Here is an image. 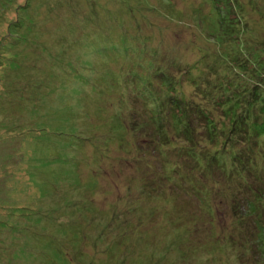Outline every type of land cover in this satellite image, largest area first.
Here are the masks:
<instances>
[{"label":"rangeland","instance_id":"374dc122","mask_svg":"<svg viewBox=\"0 0 264 264\" xmlns=\"http://www.w3.org/2000/svg\"><path fill=\"white\" fill-rule=\"evenodd\" d=\"M203 1L15 0L14 9L0 5V264H264V246L260 249L264 232L257 233L253 227L256 215L264 212V198L260 202L256 198L257 189L264 192V182L258 178L262 170L258 166L255 174L238 175V144H226L223 139L208 147L230 174L226 178L218 171L212 173L211 181L196 185L201 192L187 191L193 192L189 199L179 189L159 192L160 199L145 201L147 209L145 215L140 214V223H135L133 214L124 213L127 218L121 217L115 224L114 215H110L111 204H118L121 197L119 191L141 187L137 168L130 167L134 157L141 155L155 171L169 174L172 181L178 179L179 185L182 182V169L173 174L177 165L173 159L166 166L160 161L166 147L160 136L150 141L154 154L144 148V136L132 135L128 127L116 132L118 137L128 138L123 150L120 139L109 131L110 141L106 131L99 137L95 134L99 130L93 126L94 119L103 117L100 110L117 113L120 118L124 108H129L132 94L125 87V75L140 67L146 71L148 54L142 49L164 50L167 60L176 58L183 66L201 57L192 52L198 45L204 50L218 48L216 53L211 50L213 57L227 49L230 54L222 60V75L235 78L248 73L245 68L249 66L254 69L255 55H264V0H228L241 18L240 26L238 19L232 20L229 29L238 33V38L234 35L218 41L215 36L220 37L222 31L215 34V28L206 23ZM25 2V7L29 4L27 12L18 9ZM208 2L214 5L213 0ZM13 16L30 27L24 32L29 39L47 45V53H42L39 61L26 54L29 49L6 46L3 36ZM120 35L133 49L123 53L118 46L124 56L110 46L103 49L108 43H102L100 36L116 40ZM19 57L20 63L12 69L10 63ZM227 64L230 66L225 69ZM235 65H239L238 70ZM220 68H216L218 73ZM197 69L196 76L209 75L201 71L207 70L201 64ZM107 72L110 75L102 81L96 79ZM116 73L117 86L112 88L109 84L114 83ZM241 79H247V91L256 87L255 95L264 96V76ZM182 89L190 88L183 85ZM212 110L213 117L221 118L219 108ZM148 113L152 115V110ZM105 123L101 125L105 127ZM173 145L178 146L177 139ZM101 151L110 156L103 157ZM180 167L188 172V167ZM234 192L239 198L233 197ZM86 198L98 209L85 212L87 222L99 217L101 227L97 220L91 224L81 218L86 210L82 206L88 205ZM234 200L239 201L242 213L247 208L254 214L253 220L246 221V229V223L240 226L244 231L232 230L236 223L231 216ZM119 201L122 209L124 201ZM179 207L190 216L197 211V223L190 226L184 218L176 217ZM163 211L166 221H161ZM170 215L174 217L169 219ZM109 217L112 221L106 228ZM77 224L86 225L87 235H80L74 255H56L51 246L55 248L56 241L72 240L64 231ZM259 226L264 228V220ZM246 232L248 242L241 240ZM99 233L103 235L98 238ZM180 252L190 253L181 259ZM81 253L86 256L78 257ZM79 259L83 262L78 263Z\"/></svg>","mask_w":264,"mask_h":264},{"label":"trees","instance_id":"16d2710c","mask_svg":"<svg viewBox=\"0 0 264 264\" xmlns=\"http://www.w3.org/2000/svg\"><path fill=\"white\" fill-rule=\"evenodd\" d=\"M14 1L15 0H0V5L2 8L13 6L14 9ZM162 1L167 3L171 0ZM213 1V6L208 4V0H204L202 3H205L204 5L207 8L205 9V16L207 17L206 23L211 25L212 28H215V31L213 29L215 34L222 31L220 37L215 36L216 41L228 36L231 38L234 35V38H238V33L229 29L232 28V20L238 19V26H240L241 23L239 21L241 18L237 15L234 8L229 7L230 5L226 3L228 0ZM217 1H219V3ZM26 2L22 7H20L19 4H17L16 7L18 8L19 6L20 8L18 9H22L24 10L23 12H27L26 7H28L29 4L25 7ZM18 14H20V12H17L16 15ZM202 16H204V14H202ZM27 22L29 24L32 23L30 19H28ZM225 27L226 30L224 31L223 29ZM7 28H9L7 35L3 36L6 38L5 40L8 41L6 46L8 45L13 50L19 47L29 49L26 54H29V57L31 56L30 58L32 60L39 61L42 57L41 54L46 52L47 45L44 44V42H37L32 38L29 39L27 37L24 32H29L30 27L27 26L23 20L13 16L11 21L8 23ZM100 37L103 41L102 43H108L107 46L102 45L105 50H107L108 46H110L113 50L115 49L116 52L118 51V53H120L121 51L117 49V47L121 46L123 53H127L129 52L128 49H133L134 47L133 45H129L126 38L121 35L116 40L107 36ZM111 48L109 49L110 51H112ZM211 50L216 53L218 48L217 51H214L213 49ZM211 50H204L200 48V45L196 48H192V52L201 55V57L196 59L193 64L183 66L182 63H178L176 58L174 60L173 58L167 60V53L164 50L159 52V49H142L144 54H148L146 61L149 66H147L146 71L142 72V67L139 65L140 68L137 69V72L134 71L131 75H125V87H127V90L128 88L131 89L130 92L132 94L130 96L131 100H129V108H124V112H121L122 114L120 115V118L117 116L116 112V115L109 114L105 113L102 109L100 112L103 117L94 119L96 123L93 126L99 130L95 132L98 137L103 131H106L108 140L110 141L112 139L111 134L118 137L116 132L123 128L127 130L128 127L129 132H131L132 135L138 134L139 138L140 135L144 136V148L152 153H154V151L152 149L153 145L150 144V141L153 142L155 137L160 136L163 143L166 145L162 151L160 157L161 159L159 158L160 161H162L163 166H166L167 163L174 160L173 162H176L177 165L172 168L173 174L178 175L182 169L181 179H179V181L182 180V182L179 185L177 184L178 179L172 181L169 174L167 175L164 172L155 171L150 164H145L147 159H144L141 155L132 158L130 167L134 170L137 168V171L139 172L138 176L140 177L139 184H141V187L139 190H132L130 188H127V191L121 190L122 195L119 191V195L121 197L119 199V196L117 197L118 204L120 203L119 200H122L124 201V207L120 209L117 203H112V206L110 205V215H114V219H116L115 224L119 222L118 220H120L121 217L127 218L124 213L129 215L133 214L135 223H140L142 221L140 214L142 213L145 215L148 199H160L162 197V193L159 192L161 191L169 189L168 191L171 192V189H173L172 193H174L175 189H179L181 191H185L184 194H186L189 199V195L193 192H201V190L196 188V185H205V183L211 181L210 176L214 178L212 173L215 174V172L218 171L220 177L223 176L224 178H226L227 175H230L222 166L221 160L216 155L212 154L208 147L213 145V143H217L219 139H223L226 144H235V146L238 144L237 160L238 165L240 166V169H238V175H240L241 172H249L250 174L253 171H255V174L258 171L256 170V167L259 166L262 171H259L261 175L258 178L264 182V176L262 175L264 173V96L255 95V93L258 92L256 87L247 91V86H245L247 84V79H241L246 75L249 77L259 76L261 78L264 76V55H255L258 60L255 61L256 65L254 69L249 66L245 68L248 73L244 76H239V78H235V76L230 77L226 74L222 75V69L224 68L222 65L225 63H222V60L223 58L227 59L225 56L229 57L230 52L227 53L228 50L226 49L223 54L213 57ZM120 54L121 56H124L122 52ZM20 58L22 57L15 58L13 61L14 63H10L12 69H15L16 64L20 63ZM243 59L246 63L247 59ZM200 64L204 68H207V70L204 69L201 71L206 72L209 75L205 76L199 74L196 76L194 74V71L199 69H197V65ZM220 66L222 67L220 68ZM229 66L230 65L227 64L225 69ZM238 66L239 65H235L234 69L238 70ZM218 67L221 70L219 73L216 69ZM176 73L179 75L176 76ZM105 75L110 74L107 72L104 75H98L96 76V79L100 82ZM117 78L118 74L116 73L112 78L115 84L111 81V84H109L110 87L115 88L117 86L114 81ZM183 85H186L190 89L184 91L182 89ZM228 91H230V95L228 94ZM245 91L248 93H244ZM133 96L135 97L132 98ZM141 97L146 99L144 101H139ZM26 98L29 99L28 96H24V99ZM151 103L153 106L150 105ZM213 107L221 110V118L216 119L212 116ZM148 110H152V115L148 113ZM136 117L138 120H136ZM102 122H106L105 127L101 125ZM145 133L147 134L145 135ZM117 139H120L122 142L120 147L123 150L124 147H126V144H128V138L124 135V137H118ZM176 139L178 146L173 145ZM101 152L103 157L110 156L106 155L103 151ZM181 165L188 167V172L185 173L183 168L180 167ZM214 167L216 169H212ZM147 176L150 179L147 178ZM216 181L217 180H215V182ZM145 182L149 183L145 185ZM243 183L247 185L244 180ZM241 187L244 188L242 185ZM192 189H194V191ZM188 190H192L193 192L189 193L187 192ZM241 191H245V189H241ZM256 191L259 193L256 195V198L260 202L261 199L264 198V192L261 189H257ZM233 197L239 198V196H236L235 192L233 193ZM86 199L88 205L82 206V208L86 210L83 211V214H80L81 218L84 219L85 222H87V215L85 212H94V209H97L91 202V199ZM240 199L243 205L242 192ZM234 203L235 205L232 206L231 216L236 223L233 225L232 230L244 231L248 223L246 221L253 220L252 215L254 214H252L251 209L247 210V208L245 210L248 211V213L246 214V211L242 213L240 211L239 201L234 200ZM88 207L92 209H88ZM258 207L261 210L262 206L258 204ZM150 212L151 211L148 213ZM176 213V217L184 218L185 221L187 220L188 223H190V226L194 225L198 221L199 215L197 211H194L193 215L190 216L189 214L183 213L182 208L179 207ZM263 213L264 212L259 211V214L256 215V219L253 221L255 225L253 227L257 233H261V231L262 233L264 232V228L259 226V224L264 220V216H261ZM165 215H167V213L163 211L161 221L168 220ZM173 217L174 215H170L169 219ZM95 220L100 223L98 225L101 227L102 223L99 217L97 219L93 218L91 222L87 223L93 224ZM111 221L112 219L110 217L107 218V224H105L107 225L106 228L109 227ZM183 223L184 222H179L180 225H183ZM244 223H246L245 229L240 227ZM85 227L86 225L80 226L79 224L69 229H66V227L64 232L70 234L72 240L70 238V241L65 240L61 243L56 241L57 246L55 248L51 246V248L56 252V255H63V258H70L73 256V249L75 248L74 245L77 241H79V239H81L80 235H83V237L87 235L84 232ZM122 228L123 227H119L117 229ZM179 230H182V228H178V231ZM102 235L103 233H99L98 238L102 237ZM118 235H120L119 232ZM244 235L246 237L242 236L243 239L241 240L248 242L250 237L247 236V232ZM252 240H255V237H253ZM262 240L263 243L261 241L262 246H260V249L264 246V235ZM189 253L190 252L185 254L184 252H180V258L182 259L183 257L189 256ZM84 256H86V254L81 253L78 257ZM81 262H83V260L79 259L78 263ZM84 264H87V262Z\"/></svg>","mask_w":264,"mask_h":264}]
</instances>
